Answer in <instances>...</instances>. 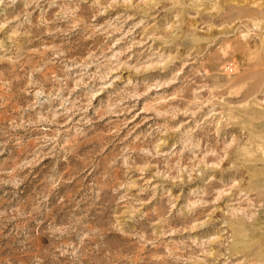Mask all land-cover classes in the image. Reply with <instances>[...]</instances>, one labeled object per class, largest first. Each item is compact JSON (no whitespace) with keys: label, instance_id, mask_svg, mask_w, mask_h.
Masks as SVG:
<instances>
[{"label":"rangeland","instance_id":"374dc122","mask_svg":"<svg viewBox=\"0 0 264 264\" xmlns=\"http://www.w3.org/2000/svg\"><path fill=\"white\" fill-rule=\"evenodd\" d=\"M0 264H264V0H0Z\"/></svg>","mask_w":264,"mask_h":264}]
</instances>
